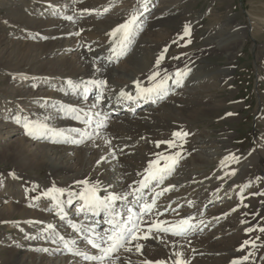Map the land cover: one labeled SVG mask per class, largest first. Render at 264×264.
Listing matches in <instances>:
<instances>
[{"label":"bare ground","instance_id":"1","mask_svg":"<svg viewBox=\"0 0 264 264\" xmlns=\"http://www.w3.org/2000/svg\"><path fill=\"white\" fill-rule=\"evenodd\" d=\"M142 2L143 0H140L134 10L138 7L141 9ZM114 4V0L111 2L104 0H79V2L76 0H10L7 12L0 16V161L7 160L18 170L15 178L0 176V196L4 195L9 198V204L0 209V264H89L81 257L66 254L58 245L43 239H37L40 240L41 245L24 244L28 242L26 237L40 235L44 225L51 223L66 238L77 239L78 247L82 251L90 255L96 254V250L87 245L86 241L76 237L68 226V221L73 223L84 221V216L76 213L75 205L67 211V220L61 221L55 215L51 201L44 198L32 200L36 193L39 196L53 184L75 191L78 190L76 182L85 179L99 182L101 188H107L109 191L130 193L138 187V182L142 179V175L138 173L144 172L148 162L155 159V153L168 151L166 145H161L160 149L155 148V141L172 139V133L180 129L195 134V126L201 125V122L208 123L210 119L216 118L221 121H234L239 115L237 113L240 109L239 103L231 106L232 109L229 111H225L224 107L218 105L220 102H215L208 91L205 94L194 91L185 93L175 87L173 88L177 91L176 94L170 92L165 99L155 104L141 101L132 105L134 112L129 110L128 103L117 102L116 96L121 89L134 91L133 81L139 80L147 86V76L153 70L155 60L164 48L153 49L152 55L155 57L150 55L151 50L141 51L139 49V51L135 48V54L133 53L135 57L129 61H123L128 52L119 59L113 57L109 60L111 38L108 33L124 23L133 10L126 4ZM146 4V10H148L154 4V0H146ZM105 8L109 11L104 12ZM146 10H143L144 14ZM158 13L159 20H151V23L147 20V14L141 16L143 29L149 26L159 27L161 23L167 21L181 25L185 22L187 14L182 9H173L170 3ZM65 16H73L74 22L64 19ZM262 25L264 26V19ZM77 31H80V36L75 35ZM231 38L224 39L223 50L236 46V40L232 41ZM189 39L191 43L195 42V38ZM184 44L183 47L168 51L161 65L162 72L167 70L171 73L177 68L183 69L185 65L191 69L194 64L193 58L198 56V53L193 51L192 44ZM189 44L193 48L189 47ZM130 50L132 51V48ZM173 57H179V59H173ZM96 60H101V63L97 64ZM119 61L122 62L125 72L109 68H113ZM126 72L131 75L124 76ZM89 80L107 82V87L103 89V99L106 101L101 104V107L92 108L96 96L100 94V89L91 87L85 95L83 88L74 90L66 84L67 81L81 84ZM203 81L193 77L188 82L192 85ZM85 97H90V101L85 102L83 100ZM62 105L107 114L108 126L104 130V135L111 139V145L106 146L103 140L96 139L102 155L91 165L87 167L84 165L79 176L71 180L61 179L59 181L55 178H62L68 170L69 161L66 157L70 151H73L71 149L75 144L52 143L48 138H30L25 135L21 126L14 123L13 117L21 115L32 120H44L45 117H50L47 122L57 129L66 131L82 129L83 124L72 119L70 115L58 111ZM123 111L127 112V115L120 116ZM261 119L264 123L263 114ZM69 134L75 135V133ZM189 139H186L187 143H185L188 144L187 148L190 151L198 143H192ZM33 141L38 142L35 150L30 147V142ZM230 153L239 157V162L230 161V167L221 168L220 161ZM73 155L82 166V158H79L76 152ZM101 156H104L105 160L98 165L97 160ZM183 156L185 159L186 154ZM199 158L197 159L202 160L201 157ZM263 158L264 131L255 139L254 146L244 153L225 152L217 165H213L210 174L203 180H199L201 183L197 181L199 184L189 185L190 182L173 178L164 182L155 191H161L169 186L174 187L157 200V204L162 207L159 211L164 212L159 219L173 221L191 215L205 222L200 226L202 230H198L190 237L193 244L181 238L167 236L164 237L166 243L156 239L143 241L142 254L121 252L120 261L130 260L131 264H140V261L144 259L167 261V258L169 260L171 257V252L178 249L183 252L184 256L186 255L190 264H232L234 259L247 254L248 251H252L253 256L246 264H255L264 254V247L259 246L255 249L251 247L254 241L250 239V233H246L245 230L255 227V222L246 211H256L258 216L263 213L264 195L260 193H264V186H256L255 191L248 195H243V192L252 186L250 167ZM41 169L47 171L44 179L38 177L42 175ZM232 170L235 171L234 175H232ZM21 172H31L33 177L27 175L28 173L25 174L28 179L25 182L20 176ZM52 179L54 181L50 182ZM230 181L232 185L227 189L226 196L231 200L232 205L226 210L220 211L222 208H219L215 211L214 209L201 216L200 213L205 205L211 198H217L221 187L229 184ZM109 185H111L110 188ZM244 185L248 187L244 188ZM34 186L35 191H31ZM242 188L243 192H241ZM103 194L102 192L101 195ZM132 200L133 198L129 196L128 201L120 202L119 210L126 212L128 207L136 210L137 205ZM188 201L194 202L192 207L188 206ZM29 204L35 206L29 207ZM244 204L248 207H244ZM166 208L167 211H165ZM173 208L178 210L179 215L172 211ZM233 208L237 211L233 212ZM93 219L100 222L97 231H102L107 227L103 222V214ZM28 221L35 223L29 224ZM219 222L223 224L209 233V230ZM10 228H13V232L8 233L7 229ZM246 239L250 241L249 246L243 252L238 251ZM224 246L226 248L220 250ZM19 247L21 251L17 249ZM44 248L48 251L40 250ZM45 260L47 262H44Z\"/></svg>","mask_w":264,"mask_h":264},{"label":"rangeland","instance_id":"2","mask_svg":"<svg viewBox=\"0 0 264 264\" xmlns=\"http://www.w3.org/2000/svg\"><path fill=\"white\" fill-rule=\"evenodd\" d=\"M9 1L0 0V16L5 15L7 12ZM104 1L111 2L112 0ZM114 1V5L122 3L134 10L140 0ZM169 3L173 5V9H182L187 12L185 22L180 25L167 21L166 23H161L159 27H146L139 35L134 37V42L130 45L127 51L128 55L124 57L123 61H129L135 57V48L141 51L143 49L151 50L150 55L153 56V49L167 47L169 51L173 48L183 47L189 38H195V42L190 43L194 48L190 44L189 47L191 46L193 51L198 53V56L193 58L194 64L191 67V72L185 80V85L180 87V90L185 93L194 91L202 94L208 91V94L210 93L215 102H220L218 105L224 107L223 110L225 109V111H229L232 109L231 106L237 103L240 105V109L237 111L239 115L236 116L234 121H221L217 118L210 119L208 123L201 122V125H196V133L191 132L186 137L187 140L190 138L189 141L198 143V145L189 151L187 142H184L182 153L186 154V157L164 182H168L173 178L190 182L188 183L189 185H195L197 181L203 180L205 176L210 174L212 167L217 165L221 156L225 155V152L244 153L254 146L255 139L264 131V123L261 122L262 114L264 115V26L262 25L264 0H175V2L173 0H154V4L145 11V14L143 13V16L148 15L147 20L149 23L157 21L159 20L158 11ZM138 9L140 8L138 7ZM186 24L191 26V35L190 37H185L184 40H180ZM225 38H231L230 40L232 41L236 40V46L234 45L231 48L232 50H223ZM174 41L176 43H173ZM220 43L222 44L220 45ZM131 48L132 51L130 50ZM166 55H168V52ZM96 63L100 64L101 60H96ZM109 68L125 72L121 61L117 62L113 68ZM129 74L131 75V73L126 72L124 76H130ZM193 77L204 81L191 85V82L188 81ZM105 79L107 80L108 78L106 77ZM171 93L176 94L177 91L173 88ZM83 100L88 102L90 97H85ZM105 101L103 99L101 104ZM122 115H127V112L123 111L120 113V116ZM37 144L38 142L36 141L30 142L31 149L35 150ZM95 145H99L97 140L95 144L92 141H87L84 144L74 145L71 149L73 151H70L68 157H66V160L69 161L68 170L62 178L55 179L59 181L61 179L71 180L79 176L84 165L86 167L91 165L102 155L100 145L99 147ZM172 151H175V149ZM74 152L78 154L79 158H82V166H80V162L73 155ZM199 157L202 160H199ZM41 170L42 175L38 177L44 179L47 171L45 169ZM249 170L252 176V186L245 189L243 195H248L250 192L255 191L258 185L264 186V158L258 161L256 165L250 167ZM17 172L18 170L8 163L7 160L3 159V161H0V176L13 178L9 176V173L17 174ZM25 174L33 177L31 172H21L20 176L25 182L28 180ZM257 177L260 179H257ZM53 181V179L50 180V182ZM231 185L230 181L229 184L221 187L219 196L211 198L203 208L202 213L206 214L212 210L214 211V209L217 211L219 208H222L220 211H223L229 208L232 204L231 200L227 199L226 193ZM35 196H38V193ZM0 202V209H3L9 204V198L4 195L0 196ZM157 209L162 210V207L157 204ZM68 210L69 208L66 206V211ZM246 212L247 215L249 214L254 219V226L257 231L250 233V239L256 243V248H258L264 244V233L258 231L259 227L264 226V207L263 213L259 214V216L256 211L247 210ZM221 224L223 222L217 223L216 226L209 230V233L215 231ZM7 231L8 233L13 232V228L7 229ZM34 236L38 235H31L30 237ZM27 243L30 246H33V244L41 245L40 240L31 238H28V242H24V244ZM191 244H193L192 241ZM225 248V246L221 247L220 250ZM17 249L21 251V247ZM184 258H186V255ZM170 259L171 257L169 260L167 258V261H170ZM44 262H47V260ZM255 264H264V254Z\"/></svg>","mask_w":264,"mask_h":264},{"label":"snow or ice","instance_id":"3","mask_svg":"<svg viewBox=\"0 0 264 264\" xmlns=\"http://www.w3.org/2000/svg\"><path fill=\"white\" fill-rule=\"evenodd\" d=\"M79 2V0H76ZM146 0L142 2V8L136 9L129 13L128 18L124 23L119 24L108 33L111 38V45L109 51L111 56L119 59L127 54L129 46L133 43L134 37L143 30L142 22L140 20L143 15V10H146ZM143 9V10H142ZM109 11L108 8L104 9V12ZM54 14H58L55 13ZM64 19L74 22L73 16H65ZM80 31L75 32L76 36H80ZM191 26L186 24L183 29V35L180 36V40H184L185 37H190ZM36 38V37H32ZM45 38V37H40ZM173 43H176L174 41ZM186 43H191L189 39ZM89 50L92 49L89 46ZM168 48L162 49L161 53L157 56L153 70L147 76L148 84L145 86L141 81H133L134 91H125L121 89L116 96L117 102H124L129 104V110L134 112L132 105L139 102H151L153 104L165 99L173 87L180 88L183 86L184 81L187 79L191 72V69L185 65L183 69L177 68L174 72L169 73L167 70L161 71L162 62L166 58ZM173 59H179V57H173ZM99 70V69H97ZM14 79L16 77H13ZM26 78V77H21ZM66 84L71 89L83 88V92L86 95L91 87L100 89V94L96 96L95 103L92 108H97L103 101V89L107 87V82L104 80H89L82 82L81 84H74L72 81H67ZM58 111L70 115L72 119L80 122L84 125L82 129H57L51 126L47 121L50 117H45L44 120H32L26 116L16 115L13 117L14 123L21 126L24 129L25 135L33 139L48 138L52 143H72L75 145L84 144L87 141H92L95 144L96 139L103 140L106 146L111 145V139L104 135V129L107 128L108 115L101 114L100 112L83 111L72 106H60ZM231 115V113L229 114ZM69 133H75L70 135ZM188 132L180 129L172 133V139L166 141H155V148L160 149L161 145H166L167 152L155 153V159L150 160L145 168L144 172L138 173L142 175V179L138 182V187H135L130 193H117L115 191H109L107 188H101L99 182H93L90 180H80L76 182L78 190H68L64 188L52 185L51 187L40 193L39 196L32 197V200L48 199L51 201L53 211L55 215L61 220L66 221L68 213L67 208H72L75 205V211L77 214L84 216V221L81 223H73L68 221V226L76 234V237L86 241L92 249L96 250V254H88L82 251L77 244V239L66 238L56 230V226L48 223L44 225L43 231L40 235L34 237H26L31 239H43L52 244H56L61 247L66 254H70L74 257H81L89 264H131V261H120L119 254L124 253H136L142 254L144 248L143 241L149 239L160 240L166 243L164 237H174L187 240L191 243L190 237L201 229V225L205 222L203 220H197L196 217L189 215L188 217H181L180 219L167 221L159 219L164 215V212H160L157 209V200L165 192L172 190L169 186L163 188L161 191H155L164 181L175 171L179 162L184 159L182 154L183 144ZM143 139V137H142ZM99 147V145H95ZM175 149V151H172ZM123 151V149H121ZM110 154L111 150H110ZM251 153H249L250 155ZM105 160L104 156H101L97 160V164L100 165ZM239 162V157L234 154L225 156L220 161L221 168L230 167L229 162ZM235 171L232 170V175ZM10 176L15 178V173H9ZM227 175V173H225ZM223 179V177H221ZM257 179H260L257 177ZM109 188L111 185L108 186ZM132 187L131 185L129 186ZM248 185H244L247 188ZM35 191V186L31 189ZM104 193L101 195V193ZM154 192V194H152ZM243 192V188L241 189ZM264 195V193H260ZM129 196L133 198L132 202L137 205V209L134 210L131 207L126 208V212L119 210V203L128 201ZM192 201H188V206H193ZM35 206L29 204V207ZM248 207L247 204L243 205ZM170 207V206H169ZM168 209L166 208L165 211ZM173 212L179 215L177 209L173 208ZM233 212L237 211L236 208L232 209ZM103 214L104 223L107 227L102 231H97L99 221L93 219ZM202 216L203 213L201 212ZM255 218V217H254ZM27 223L33 224L35 222L28 221ZM245 223V221H241ZM246 233L257 231L256 227H249ZM260 233H264V226L258 228ZM259 239V237H257ZM250 241L244 240L238 251H245L249 246ZM251 247L255 249L257 246L254 242L251 243ZM264 247V244L261 245ZM47 252L48 249H40ZM253 256L252 251H248L247 254L242 255L238 259H234L232 264H246V262ZM140 264H190L189 260L184 258V254L180 250H175L171 253L170 261L156 260L150 261L144 259L140 261Z\"/></svg>","mask_w":264,"mask_h":264}]
</instances>
